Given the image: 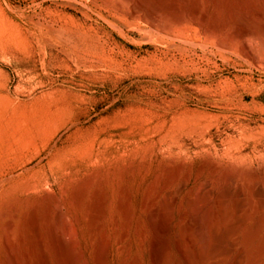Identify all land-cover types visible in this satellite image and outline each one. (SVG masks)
<instances>
[{"label":"rangeland","instance_id":"374dc122","mask_svg":"<svg viewBox=\"0 0 264 264\" xmlns=\"http://www.w3.org/2000/svg\"><path fill=\"white\" fill-rule=\"evenodd\" d=\"M0 182V264L11 220L16 264L35 262V210L59 264L56 203L66 262L97 264L103 234L107 264H154L152 202L163 264H187L178 240L193 264H264V0H0Z\"/></svg>","mask_w":264,"mask_h":264},{"label":"bare ground","instance_id":"6f19581e","mask_svg":"<svg viewBox=\"0 0 264 264\" xmlns=\"http://www.w3.org/2000/svg\"><path fill=\"white\" fill-rule=\"evenodd\" d=\"M156 9V8H155ZM157 10H158V8H157ZM156 10H151V13L152 14H154V12H155ZM156 13V12H155ZM151 15V14H150ZM246 32H248L247 30H245L244 31V34L246 33ZM237 34V33H236ZM242 34V33H241ZM251 34H254V35H258V34H260V32H258V31H252L251 32ZM241 36V35H240ZM242 37V36H241ZM222 46V45H221ZM223 47V46H222ZM238 168H240V167H238ZM242 168V167H241ZM237 170V169H236ZM240 170H242V169H240ZM238 171V170H237ZM242 171H244V170H242ZM242 171H241V173H242ZM236 172V171H235ZM257 172V171H256ZM229 173V172H228ZM232 173V172H231ZM244 173V172H243ZM251 173H253V172H251ZM17 174V173H16ZM101 174V173H100ZM235 174V173H234ZM237 174V173H236ZM249 175V174H248ZM247 175V176H248ZM252 175V174H251ZM256 175V174H255ZM14 176V175H13ZM246 176V175H245ZM263 176V175H262ZM8 177V176H7ZM12 177V176H11ZM237 177V176H236ZM239 177V176H238ZM255 177V176H254ZM261 177V176H260ZM259 177V178H260ZM231 178V177H230ZM241 178V177H240ZM248 178H250V177H248ZM251 178H252V176H251ZM258 178V179H259ZM9 179V178H8ZM38 181V180H37ZM237 181V180H236ZM242 181V180H241ZM245 181V180H244ZM256 181H257V179H256ZM227 183H228V181H226ZM1 183V182H0ZM47 183V182H46ZM232 184V183H231ZM231 184H229V185H231ZM257 184V183H256ZM48 185V184H47ZM258 185V184H257ZM1 186V185H0ZM49 186V185H48ZM255 186V185H254ZM227 187H228V185H227ZM256 187V186H255ZM254 187V188H255ZM43 188H45V186L43 187ZM254 188H253V190H254ZM258 188V187H257ZM32 190H29V192L30 191H34L35 190V188H34V190H33V188H31ZM45 189H47V187L45 188ZM51 190V189H50ZM257 190V189H256ZM35 191H37V189L35 190ZM47 191V190H46ZM121 191V190H120ZM38 192V191H37ZM47 192H49V191H47ZM55 192V191H54ZM98 192V190H96V192L95 193H97ZM241 192H242V190H241ZM254 192V191H253ZM257 192V191H256ZM26 193H27V191H26ZM243 193V192H242ZM52 195H53V193H51ZM258 194H260V193H258ZM46 195V194H45ZM44 195V196H45ZM50 194H48V196H49ZM51 195V197H53ZM256 195V194H255ZM58 196V195H57ZM126 200H125V202L123 203V204H121V210H122V213L124 214V216H125V219H126V224H125V226H124V228H123V230H122V235H121V237H122V239L124 240V239H127L128 238V236H129V230H130V224H131V207H130V198H129V194L128 193H126ZM48 198V197H47ZM58 198V197H57ZM43 199V198H42ZM156 199V198H155ZM57 200V199H56ZM98 201L93 205V207L91 208V210H90V214H91V220H92V224L94 225V227L96 228V230L98 231V232H101V230L103 229V219L105 218V216H106V205H107V197H106V194L105 193H103V194H101V195H99V198L97 199ZM146 200V199H145ZM58 201V200H57ZM153 201V200H152ZM264 202V201H263ZM51 205V204H50ZM118 205H120V204H118ZM145 205V204H144ZM197 205V207H198V204H196ZM242 206V205H241ZM54 207L56 208V213H55V221H54V223L51 225V226H49V227H51V235L53 236V239H54V241H55V243H57L58 244V248H60L59 249V251H55L54 249V251L55 252H58V260H59V264H77L78 263V260H79V257H78V255L75 253L74 254V256H72L71 258H69L68 260H67V262H66V260H65V256H64V252H62L65 248H71V245H70V243L68 242V240H67V235H68V228L69 227H67V224H66V218H65V214H64V210H62V206H60L58 203H56L55 205H54ZM119 207V206H118ZM143 207V206H142ZM151 208H150V212H149V218H148V220L150 219V221L149 222H151V226L153 227L151 230H153V234H151V235H153V239H149L148 241H150V240H152L151 242H152V252H153V256L152 255H150V256H152L153 258H154V264H163V260H161V258H162V256H161V258L159 257V254L161 255V253H162V251H161V253H158V245H159V241H160V239H162V234L163 233H161L162 232V224H161V222H159L158 220H157V214H162V217H164L166 214H167V208L166 207H164L162 210H159L158 208H156L155 207V203H151V206H150ZM63 208H64V206H63ZM34 209V208H33ZM49 209H51V207L49 208L48 207V211H49ZM139 209V208H138ZM149 209V208H148ZM148 209H147V211H148ZM16 211V210H15ZM242 212V211H241ZM31 213V212H30ZM29 213V214H30ZM3 214H5V213H3ZM194 214H197V211L195 210V213ZM14 215V214H13ZM50 215H51V212L49 211L48 213H47V217H50ZM239 215V214H238ZM2 216V215H1ZM3 217V216H2ZM30 217V216H29ZM32 217V216H31ZM116 217V216H115ZM160 217V216H159ZM4 218V217H3ZM2 218V219H3ZM33 219H31V218H28V220H30L31 219V227H32V230H33V232H34V234H35V237H36V243H35V245L33 246V249L32 250H30V251H32L34 254H37V257H36V260H35V262H33L32 264H52V262H51V260H50V257H49V253H48V248H47V239H46V236H45V234H44V232H43V230H42V222L40 221V219L38 218V215H37V213H36V210H35V214H34V216L32 217ZM165 218V217H164ZM243 218H244V216H243ZM115 220V219H114ZM160 220V219H159ZM239 220V219H238ZM241 220V219H240ZM70 221V220H69ZM72 221V220H71ZM118 221V220H117ZM116 221V222H117ZM166 222V221H165ZM244 222V221H243ZM163 223V222H162ZM166 223H168V222H166ZM165 223V224H166ZM165 224H164V226H165ZM170 224V223H169ZM240 224L241 223H233V225L229 228V234L231 233H235V230H236V228L238 227V226H240ZM150 226V225H149ZM13 227V221L11 220V221H9L8 223H7V232L5 233V236H4V247H5V249H6V253H7V255H8V257H7V259H8V263L9 264H16L17 263V261H18V259H19V255H18V252L20 251H18L17 250V248L15 247V245L13 244V241L11 240V234H9V231L11 230V228ZM168 227H169V225H168ZM211 226H210V224H209V226L207 227L206 226V228H210ZM76 228V227H75ZM206 228H205V226L203 227V225H200V228H199V230L201 231V233H202V237H201V241L200 242H202L203 244H206L207 245V248H209L208 247V245L210 244V241H209V238H210V236H209V231L208 230H206ZM260 228H261V221H260V219H259V221L257 222V224H256V231H253L251 234H249V236L247 237V239H246V244H249L253 239H254V237H255V234L260 230ZM49 230V231H50ZM61 230V233H59V231ZM76 230V229H75ZM166 230H167V228H166ZM186 230H189V229H186ZM71 231V230H70ZM184 231V230H183ZM163 232H164V230H163ZM186 232H188V231H186ZM192 232V231H191ZM105 233V232H104ZM178 233V232H177ZM190 233V232H189ZM188 233V234H189ZM173 234H175V233H173ZM180 234H182L181 232H180ZM183 234H186L187 235V233H183ZM71 235H72V233H71ZM169 235V234H168ZM171 235V234H170ZM185 235V236H186ZM191 235H192V237H193V234L191 233ZM20 236H21V234H20ZM101 236V238H100V241H99V245H98V247H97V256H96V261H97V264H107V261H108V259H109V246L107 245V243L108 242H106V241H108V240H105V236H103V234L102 235H100ZM177 236V235H176ZM179 236V235H178ZM177 236V237H178ZM183 236V235H182ZM181 236V237H182ZM189 236V235H188ZM69 237V236H68ZM72 237V236H71ZM74 237V236H73ZM152 237V236H151ZM175 237V236H174ZM187 237V236H186ZM171 238V237H170ZM184 238V237H183ZM74 239V238H73ZM72 239V240H73ZM167 239H169V238H167ZM175 239V238H174ZM191 239V238H190ZM22 240V239H21ZM69 240H71V239H69ZM142 240V239H141ZM188 240V239H187ZM194 240H195V238H194ZM193 240V241H194ZM211 240V239H210ZM119 241V240H118ZM164 241H166V240H164ZM186 241V240H185ZM71 242H73V241H71ZM75 242V241H74ZM77 242V241H76ZM167 242V241H166ZM178 242H179V248L178 249H180V251H181V254L183 255V257L182 258H184L185 259V261L187 262V264H193L192 262L193 261H191V259H190V256L188 255L189 254V252H187V250L186 249H188V247L186 248V245H185V247L183 246V242L181 243V241H179L178 240ZM188 242V241H187ZM186 242V243H187ZM199 242V243H200ZM212 242V241H211ZM53 242H51V245L53 246V244H52ZM54 243V244H55ZM110 243V242H109ZM191 243V242H190ZM199 243H197V244H199ZM171 244V243H170ZM175 244H177V240H176V242H175ZM191 244H193V243H191ZM167 245V244H166ZM187 245H189V244H187ZM196 245V244H195ZM212 245V244H211ZM57 246V245H56ZM149 246H151L150 245V243H149ZM169 246V245H168ZM178 246V245H177ZM194 246V245H193ZM198 245H196L195 247H197ZM210 246V245H209ZM75 247V246H74ZM167 247V246H166ZM200 247H202V245L200 246ZM219 247V246H218ZM231 247V246H230ZM230 247H228V248H225L224 250H222V251H220V253H219V255H225V254H227L229 251H231V248ZM64 248V249H63ZM127 248V247H126ZM148 248H150V247H148ZM190 248V247H189ZM198 248V247H197ZM197 248H195V255L194 256H196L197 255V252H196V250H197ZM207 248H206V250H207ZM210 248H211V246H210ZM212 248H213V246H212ZM211 248V249H212ZM151 249V248H150ZM177 249V250H178ZM191 250L193 249V248H190ZM218 249V248H217ZM217 249H214V250H216L217 251ZM68 250H70V249H68ZM73 250V249H72ZM163 250V249H162ZM167 250V249H166ZM190 250V251H191ZM210 250V249H209ZM219 250V249H218ZM81 251V250H80ZM127 251V250H126ZM149 251V250H148ZM165 251V250H164ZM212 251V250H211ZM211 251H209V252H211ZM32 252H31V254H32ZM54 252V253H55ZM65 252H67V250L65 251ZM137 252V251H136ZM151 252V253H152ZM169 251H167V253H168ZM194 251H192V253H193ZM208 251H206V253H207ZM219 251H217V252H211V257L213 256L212 255V253H218ZM23 253V252H22ZM78 253H79V250H78ZM171 253V252H170ZM179 253V252H178ZM66 254H68V253H66ZM81 254H82V252H81ZM150 254V253H149ZM163 254V253H162ZM166 254V253H165ZM180 254V253H179ZM191 254V253H190ZM200 254H201V252H200ZM202 254H203V251H202ZM201 254V255H202ZM205 254V253H204ZM23 255V254H22ZM27 255V254H26ZM206 255V254H205ZM205 255H202V256H204L205 257ZM208 255V254H207ZM206 255V259L207 258H209L210 257V255H208L207 256ZM217 255V254H216ZM25 256V255H24ZM149 256V257H150ZM164 256V255H163ZM193 255H192V257H194ZM199 256V255H198ZM215 256V255H214ZM227 256V255H226ZM82 257V256H81ZM124 257V256H123ZM204 257H202V258H204ZM210 257V258H211ZM216 257V256H215ZM214 257V258H215ZM221 257V256H220ZM195 258V257H194ZM194 258H193V260H194ZM200 258V257H199ZM201 258V259H202ZM242 258H237L235 261H234V263L233 264H241V260ZM253 259H254V256H253V254H251V261H253ZM58 260H56V261H58ZM125 260V259H124ZM123 260V261H124ZM151 261H152V259H150ZM168 260V259H167ZM167 260H165V262L167 263ZM183 260V259H182ZM203 260V259H202ZM87 261V260H86ZM122 261V262H123ZM176 261V260H175ZM196 261H198V260H196ZM200 261V260H199ZM24 262V261H23ZM164 262V263H165ZM177 262V261H176ZM181 263L180 264H182V261H180ZM184 262V261H183ZM195 262V261H194ZM88 263V262H87ZM133 263V262H132ZM140 263V262H139ZM153 263V262H152ZM202 263H204V260H203V262ZM25 264H31L30 262H27V263H25ZM86 264V263H85ZM125 264V263H124ZM135 264H137V263H135ZM168 264H170V262H168ZM197 264V263H196ZM199 264H201V262L199 263ZM209 264H212V263H209Z\"/></svg>","mask_w":264,"mask_h":264}]
</instances>
